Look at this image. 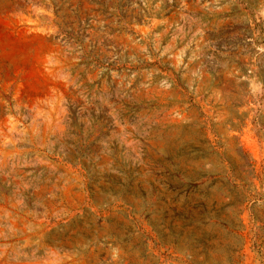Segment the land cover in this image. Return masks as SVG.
Returning <instances> with one entry per match:
<instances>
[{
  "label": "rangeland",
  "instance_id": "rangeland-1",
  "mask_svg": "<svg viewBox=\"0 0 264 264\" xmlns=\"http://www.w3.org/2000/svg\"><path fill=\"white\" fill-rule=\"evenodd\" d=\"M0 264H264V0H0Z\"/></svg>",
  "mask_w": 264,
  "mask_h": 264
},
{
  "label": "trees",
  "instance_id": "trees-1",
  "mask_svg": "<svg viewBox=\"0 0 264 264\" xmlns=\"http://www.w3.org/2000/svg\"><path fill=\"white\" fill-rule=\"evenodd\" d=\"M154 233L156 234V238L158 239V241L162 243V230L157 229L156 231H154Z\"/></svg>",
  "mask_w": 264,
  "mask_h": 264
}]
</instances>
